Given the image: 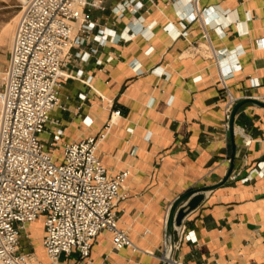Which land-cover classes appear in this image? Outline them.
Instances as JSON below:
<instances>
[{"label": "crops", "instance_id": "0c3cea01", "mask_svg": "<svg viewBox=\"0 0 264 264\" xmlns=\"http://www.w3.org/2000/svg\"><path fill=\"white\" fill-rule=\"evenodd\" d=\"M102 1L103 9L84 10L96 23L93 33L97 28L131 32L137 24L149 32L72 48L64 67L70 76L60 90L63 107L51 111L59 125L50 124L47 131L63 128L61 142H72L98 134L112 110H121L97 153L109 173L129 170L122 188L127 197L116 209L119 227L138 250H115L110 232L102 230L88 259L73 250L61 254L57 264H164L159 255L170 203L186 190L219 182L233 151L231 175L205 191L175 232L174 255L183 264H264V175L258 173V162L264 161V107L240 106L231 133L224 125L223 98L226 84L238 100H264V48L256 45L264 37V0H197L196 18L190 14L192 0H142L138 11L129 8L121 16L112 10L120 0ZM90 46L97 52L88 60L75 56ZM240 48L234 66L232 53ZM218 49L225 52L223 66L215 60ZM29 228L21 250L50 264L41 243L42 219ZM36 237L40 252L29 247Z\"/></svg>", "mask_w": 264, "mask_h": 264}, {"label": "built area", "instance_id": "2783aa9c", "mask_svg": "<svg viewBox=\"0 0 264 264\" xmlns=\"http://www.w3.org/2000/svg\"><path fill=\"white\" fill-rule=\"evenodd\" d=\"M191 17L200 16L197 0ZM143 6L142 0H120L112 8L121 16ZM103 9L102 0H23L7 65L0 75V263L42 264L33 253L21 250V237L32 222L41 218L44 236L41 243L50 264H57L61 254L75 250L80 259H88L92 244L102 230L110 232L115 250L131 247L138 250L127 232L118 225V202L127 194L122 190L129 175L128 169L111 174L97 150L112 125L121 117L114 108L111 116L96 135L61 142L63 128L47 131L50 124L59 125L51 118L55 107H63L60 90L64 78L69 77L64 67L70 61L71 50L89 41L104 44L118 42L149 31L137 24L133 31L116 33L112 28H97L84 10ZM181 34H185L182 31ZM264 48V37L256 40ZM151 47L146 51L150 52ZM97 52L96 47L75 56L86 61ZM241 48L232 53V64L237 66ZM222 49L214 50L216 62L223 66ZM139 68V66H138ZM155 69V68H154ZM81 75V73H78ZM227 75V72H223ZM85 83L90 77L84 79ZM224 125L227 128L230 111L238 100L223 84ZM79 98H85L80 93ZM152 103V102H151ZM47 132L48 141L39 135ZM250 139L246 143H250ZM60 149L57 155L56 151ZM264 175V161L258 162ZM249 175L242 178L248 180ZM178 226L175 232H179ZM183 233V231H180ZM175 246V240H174ZM165 260V248L159 255ZM169 264H183L174 255Z\"/></svg>", "mask_w": 264, "mask_h": 264}, {"label": "water", "instance_id": "95a60500", "mask_svg": "<svg viewBox=\"0 0 264 264\" xmlns=\"http://www.w3.org/2000/svg\"><path fill=\"white\" fill-rule=\"evenodd\" d=\"M245 103H251L256 106L264 107V100H260L255 97H245L240 100H237L230 111L229 116V122H228V128L230 132H233L234 128V118L236 111L240 106H242ZM234 148V146H233ZM233 159H234V151L231 154L230 162L228 169L223 176V178L211 185H205L198 188H192L189 190H186L185 192L179 194L176 196L172 202L170 203L168 210H167V216L165 220V260L164 264H169V259L173 255L174 251V235H175V228L182 225L184 217L193 209H195L204 199L205 197V191L213 189L222 183H224L228 177L231 175L233 170Z\"/></svg>", "mask_w": 264, "mask_h": 264}, {"label": "rangeland", "instance_id": "374dc122", "mask_svg": "<svg viewBox=\"0 0 264 264\" xmlns=\"http://www.w3.org/2000/svg\"><path fill=\"white\" fill-rule=\"evenodd\" d=\"M22 1L23 0H0V70L4 71L7 61L9 48L12 42L11 33L13 32L17 24V20L19 18L20 12L22 10ZM2 74V73H1ZM0 74V75H1ZM2 76V75H1ZM40 139L46 141V134L41 133L39 135ZM60 153V149L56 151L58 155ZM29 230H25V233L22 239H25L29 235ZM38 237L35 240L30 242V250L41 251L42 247L38 242ZM35 251L36 257L40 261H44L45 259L41 256V254ZM2 264V263H0Z\"/></svg>", "mask_w": 264, "mask_h": 264}, {"label": "bare ground", "instance_id": "6f19581e", "mask_svg": "<svg viewBox=\"0 0 264 264\" xmlns=\"http://www.w3.org/2000/svg\"><path fill=\"white\" fill-rule=\"evenodd\" d=\"M11 39H13V32L11 33ZM12 43V42H11ZM11 46V45H10ZM3 73V71L0 70V74Z\"/></svg>", "mask_w": 264, "mask_h": 264}]
</instances>
